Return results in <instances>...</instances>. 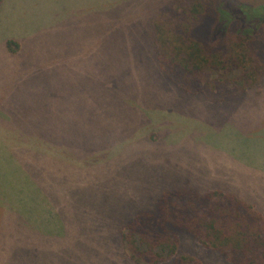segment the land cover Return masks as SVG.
Here are the masks:
<instances>
[{"label":"rangeland","instance_id":"rangeland-1","mask_svg":"<svg viewBox=\"0 0 264 264\" xmlns=\"http://www.w3.org/2000/svg\"><path fill=\"white\" fill-rule=\"evenodd\" d=\"M169 1H2L0 264H133L124 223L176 188L264 214V80L223 104L175 88L145 35Z\"/></svg>","mask_w":264,"mask_h":264},{"label":"trees","instance_id":"trees-1","mask_svg":"<svg viewBox=\"0 0 264 264\" xmlns=\"http://www.w3.org/2000/svg\"><path fill=\"white\" fill-rule=\"evenodd\" d=\"M145 35L186 94L232 103L264 80V0H170ZM124 225L133 264H208L183 250L191 241L220 264H264V214L230 191L167 190Z\"/></svg>","mask_w":264,"mask_h":264},{"label":"crops","instance_id":"crops-1","mask_svg":"<svg viewBox=\"0 0 264 264\" xmlns=\"http://www.w3.org/2000/svg\"><path fill=\"white\" fill-rule=\"evenodd\" d=\"M9 4H10V0H9ZM5 16V15H4ZM3 19H4V17H3Z\"/></svg>","mask_w":264,"mask_h":264}]
</instances>
